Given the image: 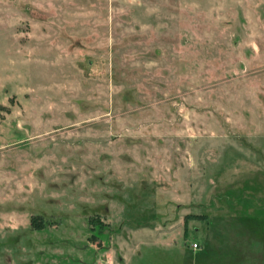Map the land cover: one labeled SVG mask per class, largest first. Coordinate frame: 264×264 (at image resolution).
<instances>
[{
  "label": "rangeland",
  "instance_id": "rangeland-1",
  "mask_svg": "<svg viewBox=\"0 0 264 264\" xmlns=\"http://www.w3.org/2000/svg\"><path fill=\"white\" fill-rule=\"evenodd\" d=\"M0 264H264V0H0Z\"/></svg>",
  "mask_w": 264,
  "mask_h": 264
},
{
  "label": "trees",
  "instance_id": "trees-1",
  "mask_svg": "<svg viewBox=\"0 0 264 264\" xmlns=\"http://www.w3.org/2000/svg\"><path fill=\"white\" fill-rule=\"evenodd\" d=\"M36 221H37V219H35V218H32V219H31V223L33 224V226H35V228L38 227V225L36 224ZM38 228H39V227H38Z\"/></svg>",
  "mask_w": 264,
  "mask_h": 264
},
{
  "label": "built area",
  "instance_id": "built-area-1",
  "mask_svg": "<svg viewBox=\"0 0 264 264\" xmlns=\"http://www.w3.org/2000/svg\"><path fill=\"white\" fill-rule=\"evenodd\" d=\"M191 246H192V247H191L192 249H194V248L197 247V246H196V243H192Z\"/></svg>",
  "mask_w": 264,
  "mask_h": 264
},
{
  "label": "crops",
  "instance_id": "crops-1",
  "mask_svg": "<svg viewBox=\"0 0 264 264\" xmlns=\"http://www.w3.org/2000/svg\"><path fill=\"white\" fill-rule=\"evenodd\" d=\"M194 250V249H193Z\"/></svg>",
  "mask_w": 264,
  "mask_h": 264
}]
</instances>
